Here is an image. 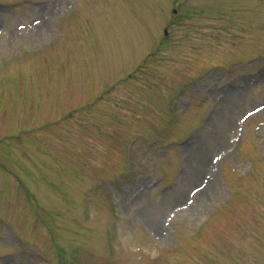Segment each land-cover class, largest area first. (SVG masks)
<instances>
[{"label": "rangeland", "instance_id": "obj_1", "mask_svg": "<svg viewBox=\"0 0 264 264\" xmlns=\"http://www.w3.org/2000/svg\"><path fill=\"white\" fill-rule=\"evenodd\" d=\"M263 58L264 0H0V264H264Z\"/></svg>", "mask_w": 264, "mask_h": 264}, {"label": "bare ground", "instance_id": "obj_2", "mask_svg": "<svg viewBox=\"0 0 264 264\" xmlns=\"http://www.w3.org/2000/svg\"><path fill=\"white\" fill-rule=\"evenodd\" d=\"M240 87L241 86H239V89H240ZM236 89H238V88H236ZM234 95H235L234 90L226 88L224 90V97L222 98L221 105H220V107H219L217 112H219L221 110V108L223 107V104L226 107L230 106V102H232V99H235ZM168 98H170V97H168ZM225 131H226L225 129L222 130L221 127H220L219 130L216 128L214 130V132H213V135H216V134L218 135L217 136V138H218L217 149H219V150L222 149L223 144H224L223 140L226 137V135H228V134H225ZM193 141H194V139H193ZM193 141H192V146L189 145L187 147V163L191 167V171H190V173L188 174V176L186 178V179H188L187 180V182H188L187 186L194 185V183L200 177L201 173L204 172V170L206 168L205 164H204V161L202 160V158L200 157V154H199V146L197 144L198 141L197 140L195 142H193ZM192 166H193V168H192ZM208 174H209V172H208ZM179 202H180V200L176 201L175 203H177V204L174 206V209L177 210V211H180V210L184 209L183 205L181 203H179ZM0 207H1V203H0ZM156 230H157L156 233L158 235H161V231H158L157 227H156Z\"/></svg>", "mask_w": 264, "mask_h": 264}]
</instances>
